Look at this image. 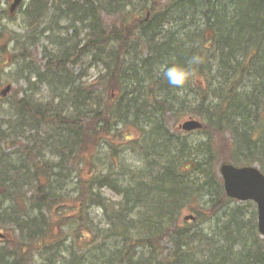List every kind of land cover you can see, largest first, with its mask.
Listing matches in <instances>:
<instances>
[{
	"label": "trees",
	"instance_id": "trees-1",
	"mask_svg": "<svg viewBox=\"0 0 264 264\" xmlns=\"http://www.w3.org/2000/svg\"><path fill=\"white\" fill-rule=\"evenodd\" d=\"M53 9L87 30L81 51L105 74L83 87L66 74L59 87L70 53L57 36L49 76L15 59L53 97L0 105V264H264L254 204L231 207L216 164L225 154L264 173V0H28L29 25ZM173 66L191 70L181 87L163 75ZM187 116L203 120L198 139L170 128ZM122 150L143 158L131 180ZM202 209L224 221L196 228ZM185 210L194 222H180Z\"/></svg>",
	"mask_w": 264,
	"mask_h": 264
},
{
	"label": "rangeland",
	"instance_id": "rangeland-1",
	"mask_svg": "<svg viewBox=\"0 0 264 264\" xmlns=\"http://www.w3.org/2000/svg\"><path fill=\"white\" fill-rule=\"evenodd\" d=\"M76 1V0H75ZM149 1V0H148ZM153 1V0H151ZM160 2V4L167 5L172 0H157ZM12 0H0V47L4 45V43H7L11 40L14 42V45L18 47V50H13L14 47L12 45L7 50V54H5L3 57H0V93L6 92V88L8 86L11 87V90L9 94L7 95V92L5 93L7 96L4 99L0 98V105H4L5 108L9 106V103L16 102L18 99L25 96L26 92L28 95L32 96L33 100L38 103H46L47 101L51 100L53 97V92L51 90V87L47 86V84L42 85L41 83L37 84V81L35 77L30 74L29 72L23 71L21 72L19 70L21 64L30 63L31 65H35L40 68V72L45 73L47 76L50 75V73L47 74L46 69L44 68V65L46 64V61H44V54L45 51L54 53L55 49L57 48V44L55 42L56 36L64 38V45L71 46L76 42H80V40H83L85 38V34L87 33V30L83 31V28H80V25L72 23L73 16L70 14L66 15H60L63 16L62 19L58 17V15H55V10H51L50 13L45 15L41 21L34 25H29V19L27 18V15L25 13V10L27 8L28 0L24 1L22 4L20 3L17 9L15 10V13L10 16L9 15V8H11ZM62 10H65L64 8ZM104 23L107 25L110 24V20H104ZM76 26V27H75ZM79 31L77 34V38L75 36V31ZM32 36V38H31ZM80 40H79V39ZM27 43V45H24L23 43ZM9 44V43H8ZM7 44V45H8ZM24 47V48H23ZM27 50L26 54H23L22 52ZM16 58H26L24 59V63L14 64ZM96 61L93 59L91 54H87L83 51H80L79 53V60L75 64L74 62L70 61V63L67 65V67L72 71L71 76L75 77L76 84H80L82 87L86 84H89L92 80L95 78H99V76H102L105 74L104 69L102 65L99 63H95ZM13 64V65H11ZM23 74V75H22ZM80 75L84 76L81 77ZM24 76H27L30 78L32 76V79L28 81V79L24 78ZM181 96V95H180ZM193 118V116H187L186 118L179 119L178 123H170V126L172 129L175 128L174 125H176V129L183 131L179 129L178 127L185 119ZM197 119V118H196ZM201 119V118H200ZM184 132V131H183ZM193 136L192 139H198L199 133L197 131H192ZM191 133V132H190ZM140 134H137L135 138L140 139ZM225 139H229V136H225ZM107 139V138H106ZM108 141H111V139H108ZM27 140H17L15 143V147L10 148L9 151H18L23 150L24 147L27 145ZM215 144L218 145V142ZM4 146V145H1ZM8 151V153H9ZM128 152L125 153L124 150H122V157L126 160V164L128 165V172L129 175L127 176L128 180H131L132 175L134 172H140L144 168V164L142 161V157L131 150H127ZM218 151V155H219ZM217 155V156H218ZM225 156L222 155L220 158H223ZM51 160H55L53 157H49ZM220 158H217L218 161L216 164L221 166L222 162ZM141 174V173H140ZM134 176V175H133ZM135 178V176H134ZM103 193L105 197L108 199H111L113 201H119L120 196L116 195L112 190L110 189H104ZM247 203H241L237 200L231 204V207L235 206H241L246 205ZM254 204V203H253ZM257 210L256 205L252 207L251 205L246 206L245 212L247 215H251V213ZM200 210V209H199ZM94 214H100L101 211L95 210L93 211ZM257 213V211H256ZM191 215V213L188 210H185L180 217V222L184 219L185 216ZM209 210L202 209L201 211V219L199 223L197 224L196 228H203L206 231L213 230L219 221H224L222 217H224V213L218 215V217L214 219L209 220ZM200 217V214H199ZM198 217V218H199ZM101 216L98 217L99 220H101ZM256 224H257V218H256ZM192 227V226H190ZM2 234L4 232L0 230ZM264 238V237H263ZM164 246L166 248H169V243H164Z\"/></svg>",
	"mask_w": 264,
	"mask_h": 264
},
{
	"label": "water",
	"instance_id": "water-1",
	"mask_svg": "<svg viewBox=\"0 0 264 264\" xmlns=\"http://www.w3.org/2000/svg\"><path fill=\"white\" fill-rule=\"evenodd\" d=\"M22 0H15L11 6L13 14ZM11 87L6 88L8 93ZM3 92V96L6 95ZM202 125L195 121L186 122L182 129L192 131L200 129ZM220 175L224 182V189L228 197L241 202L254 201L258 209V228L261 235L264 236V174L256 167L237 168L233 165H224L221 168ZM194 219L192 216L186 217V220ZM1 236V235H0Z\"/></svg>",
	"mask_w": 264,
	"mask_h": 264
},
{
	"label": "bare ground",
	"instance_id": "bare-ground-1",
	"mask_svg": "<svg viewBox=\"0 0 264 264\" xmlns=\"http://www.w3.org/2000/svg\"><path fill=\"white\" fill-rule=\"evenodd\" d=\"M79 39V38H78ZM80 40V39H79ZM80 42L81 43H79V42H76V43H74L73 45H71V46H67L68 47V50H69V57H68V61L65 63V69H63V71L62 72H60V71H58V72H55L57 75H58V78H56V80L59 82V80H60V83H58V86L59 85H61L62 83H63V77L67 74V76H70L72 73V71L67 67V63H69L70 61H72V62H78V60H79V53H80V51H81V49L83 48V40H80ZM75 44H77L76 46L78 47V49L76 50V51H74V49H75ZM80 50V51H79ZM106 52H109V51H106ZM81 77H84V76H82V75H80ZM60 77V78H59ZM60 87V86H59ZM175 87V86H174ZM173 86H172V88H174ZM10 92V91H9ZM9 92H8V94H9ZM157 94H159L160 96H161V98L163 97V96H165V95H161L162 93H159V90H157ZM164 98V97H163ZM159 117H156L155 115H153L152 116V119H151V121L149 122V123H151V125H153L152 127L151 126H149L150 128H151V131H154V132H156V136L157 137H159L160 138V140L162 139V142H163V137H162V133L163 132H159V130H158V126H157V123L156 122H158L160 119H158ZM186 118V117H185ZM197 118V119H196ZM189 121H195V122H198V123H200L201 125H202V127L200 128V129H197V130H201L202 128H203V126H204V124H203V120L202 119H200L199 117H193V118H188V119H185L178 127H180L179 129H181V130H183L184 132H192V131H196V130H192V131H185L184 129H182V126L186 123V122H189ZM173 121H171L170 123H172ZM148 123V124H149ZM170 128H171V126H170ZM172 129V128H171ZM166 142H168L167 140H166ZM224 165H228V164H221V166H219V169H218V166H217V174H218V176L220 177V172H221V168L224 166ZM96 210H98V211H101V210H99V209H96ZM102 212V211H101ZM168 243L169 241L168 240H163L162 242H160V246H161V248L162 249H165L166 247L164 246V243ZM154 246H156V244H154Z\"/></svg>",
	"mask_w": 264,
	"mask_h": 264
},
{
	"label": "clouds",
	"instance_id": "clouds-1",
	"mask_svg": "<svg viewBox=\"0 0 264 264\" xmlns=\"http://www.w3.org/2000/svg\"><path fill=\"white\" fill-rule=\"evenodd\" d=\"M196 61V58H193ZM163 75L169 85L181 87L190 78L191 70L184 66H173L163 69Z\"/></svg>",
	"mask_w": 264,
	"mask_h": 264
}]
</instances>
